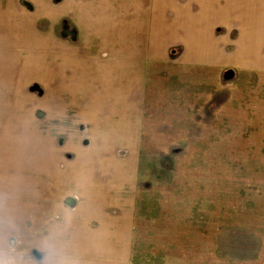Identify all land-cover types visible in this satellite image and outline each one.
<instances>
[{
	"label": "rangeland",
	"instance_id": "1",
	"mask_svg": "<svg viewBox=\"0 0 264 264\" xmlns=\"http://www.w3.org/2000/svg\"><path fill=\"white\" fill-rule=\"evenodd\" d=\"M190 3L195 16L206 4ZM212 8L216 10L217 1ZM33 9L29 0H0V264L40 263L50 253L31 244V233L50 232L61 224L64 212L97 215L105 198L100 187L92 186L87 201L78 204L79 196L63 187L66 174L56 166L74 177L80 169L85 177V157L93 156V147L104 141L96 138L97 124L87 121L96 113L98 122L109 115L103 107L78 108L80 120L74 117V126L87 148H77V159L63 166L56 158L59 147L52 143L59 133L51 142L49 119H44L46 112L51 116L66 109L57 95L69 89H49L42 98L45 86L35 79L52 71L42 57L58 45L39 31L53 28L59 40L75 45L79 31L67 20L54 27L38 22ZM212 30L216 36L217 28ZM193 33L196 39L183 34L185 41L202 53L207 40L201 31ZM166 34L170 38L169 27ZM162 46L161 56L146 63V91L131 94L144 98L135 151H113L134 159L133 171L129 159L115 178L118 186H131L119 193L112 190L114 198L106 208L107 224L119 227V236L126 228L119 215L128 214V239L121 242L122 250L97 248L96 264H264V73L188 59L189 48L181 41ZM69 95L65 105L74 104ZM59 125L51 127L57 130ZM38 147L47 149L45 164ZM37 216L39 223L31 232Z\"/></svg>",
	"mask_w": 264,
	"mask_h": 264
},
{
	"label": "crops",
	"instance_id": "2",
	"mask_svg": "<svg viewBox=\"0 0 264 264\" xmlns=\"http://www.w3.org/2000/svg\"><path fill=\"white\" fill-rule=\"evenodd\" d=\"M29 1L34 6L30 13L38 22L46 21L54 27L67 20L79 31L78 45L59 40L53 28L39 31L61 47L57 46L59 50L57 47L48 50L50 53L42 57V64L52 67V71L46 72L43 80L35 79L45 86L46 91L42 98H45L49 89L56 90L59 86L69 89L68 92L63 91L57 95V101L66 106V109L48 116L42 108L46 112L44 121L49 119L48 138L51 142L53 134L59 133L52 143L59 147L56 158L60 159L63 166L77 159V148L86 147L74 126V117L80 120L78 108L91 105L100 110L103 107V113L109 115L98 122L99 114L96 113L93 121H87L97 124L96 138L104 141L93 147V156L88 154L85 157V177H80V169H76L74 177L70 170L56 166L66 174L63 187L65 185L67 191L79 196L78 204L82 200L87 201L86 193L92 186L100 187L101 192L105 194L100 209L102 211L94 216L83 211L64 212L61 224L58 223L50 232L39 233L40 235L31 233V244L34 242L37 249L50 253L38 264H96L97 248L105 252L107 249L110 252L118 248L122 250L124 247L121 242L125 239L127 242L128 239L124 236L128 232V214L125 217L119 215L118 220L125 219L126 226L121 229L119 236V233L115 232L119 227L111 228L107 224L106 208L107 204L113 201L114 195L110 193L112 190L115 189L119 193L124 186H131L129 182H120L118 186L115 178L124 170V162L133 159V154L120 155L113 151L116 147H125L133 149V153L137 146L135 133L144 123L139 105H142L144 98L135 99L131 94L146 91L144 87L149 74L146 63L161 56L162 45L166 41H181L189 48L185 54L188 59L191 57L205 58L213 62L216 60L218 63L226 62L225 64L264 73V0H202L206 4L201 5V14L197 16L191 10L192 0L186 3L177 0ZM215 1L216 10L212 8ZM166 27L171 31L170 38L166 34ZM214 27L217 28L216 36L212 30ZM193 30L198 34L201 31L205 43L207 40L208 46L202 53L196 46L189 45L183 36L187 34L191 41L196 39ZM174 31L178 32L179 36H175ZM69 94L73 96L74 104L65 105ZM71 110L74 112L71 113ZM55 122L60 124L57 130L51 127ZM38 151L39 156L43 155L40 163L45 164L47 149L38 147ZM68 152L73 155L71 160H68ZM49 158L55 160L51 156L48 160ZM133 167L134 159L132 171ZM63 187L61 185L62 189ZM58 192L57 189L56 193ZM127 200L128 196L125 203ZM38 223L39 216L35 218L31 232L37 228ZM104 226L109 227V230ZM53 252L57 254L54 255ZM103 254L105 255L104 252ZM24 264L34 262L27 261Z\"/></svg>",
	"mask_w": 264,
	"mask_h": 264
}]
</instances>
